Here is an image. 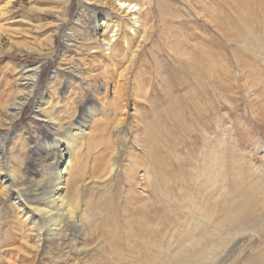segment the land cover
Returning <instances> with one entry per match:
<instances>
[{"label":"rangeland","instance_id":"374dc122","mask_svg":"<svg viewBox=\"0 0 264 264\" xmlns=\"http://www.w3.org/2000/svg\"><path fill=\"white\" fill-rule=\"evenodd\" d=\"M147 2L152 30L119 80L97 54L63 43L81 8L90 18L87 0H20L0 18L10 40L0 47V99L15 69L40 67L14 124L27 144L42 140L33 115L47 83L56 111L70 101L96 117L80 151L91 251L57 263L23 256L9 222L0 264H264V0Z\"/></svg>","mask_w":264,"mask_h":264},{"label":"bare ground","instance_id":"6f19581e","mask_svg":"<svg viewBox=\"0 0 264 264\" xmlns=\"http://www.w3.org/2000/svg\"><path fill=\"white\" fill-rule=\"evenodd\" d=\"M147 1L87 0L88 5L94 6L89 8L90 18L83 8L76 13L72 28L64 36L65 47H80L91 55L97 54L102 72L117 75V80L128 75L152 30L150 13L145 8ZM18 4L20 0H3L0 18L14 11ZM78 36L83 41L79 42ZM9 44L10 40L0 33V47ZM25 50L32 53L31 49ZM124 61L128 65L122 69L120 65ZM39 68L15 69L16 74L5 82L9 89L6 99H0V130L6 131L0 133V203L8 209L4 219L0 216V229L4 223H15L12 237L18 245H13L12 250L35 259L42 252L54 254L51 259L57 263L65 256L77 259L91 251L87 245V225L81 220L86 208L80 207L85 190L92 186L84 180L80 151L96 117L93 111L85 113V108L74 110L70 101L63 104L61 111H56L58 104L51 99L52 83H47L46 91L35 101L33 115L41 124L42 140L28 145L14 124L34 100ZM71 74L78 84L85 82L80 69L71 70ZM66 95L67 90L63 93ZM123 119L118 117L117 127ZM117 153L108 164L111 174L118 167L121 151ZM5 260L7 264H18L10 258Z\"/></svg>","mask_w":264,"mask_h":264}]
</instances>
